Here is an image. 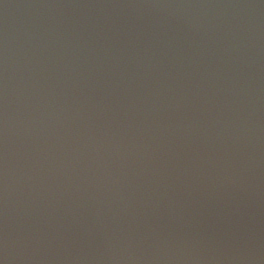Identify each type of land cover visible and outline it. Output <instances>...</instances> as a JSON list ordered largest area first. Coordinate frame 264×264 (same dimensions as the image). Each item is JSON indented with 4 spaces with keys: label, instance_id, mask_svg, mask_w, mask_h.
Returning <instances> with one entry per match:
<instances>
[{
    "label": "water",
    "instance_id": "obj_1",
    "mask_svg": "<svg viewBox=\"0 0 264 264\" xmlns=\"http://www.w3.org/2000/svg\"><path fill=\"white\" fill-rule=\"evenodd\" d=\"M0 264H264V77L191 132L66 101L0 17Z\"/></svg>",
    "mask_w": 264,
    "mask_h": 264
}]
</instances>
